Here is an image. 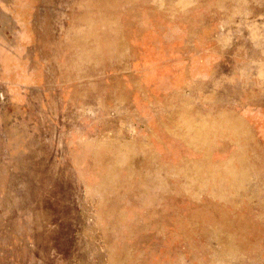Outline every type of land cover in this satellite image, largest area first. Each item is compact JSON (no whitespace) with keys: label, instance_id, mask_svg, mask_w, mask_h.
I'll return each instance as SVG.
<instances>
[{"label":"rangeland","instance_id":"1","mask_svg":"<svg viewBox=\"0 0 264 264\" xmlns=\"http://www.w3.org/2000/svg\"><path fill=\"white\" fill-rule=\"evenodd\" d=\"M18 1L0 0V64L13 42L47 78L22 100L0 84V264H264V111L139 78L143 14L192 0H47L37 38Z\"/></svg>","mask_w":264,"mask_h":264},{"label":"crops","instance_id":"2","mask_svg":"<svg viewBox=\"0 0 264 264\" xmlns=\"http://www.w3.org/2000/svg\"><path fill=\"white\" fill-rule=\"evenodd\" d=\"M46 2L18 1L29 5L30 32L36 38V27L41 20L45 25L51 22L53 29L56 25L55 11H41ZM14 15L20 16V9ZM167 19L165 22L163 12L143 14V45H147L143 48V68L139 72L143 89L153 93L156 99L198 95L209 101L207 107L229 111L241 120L251 114H263L264 0H192L186 10ZM51 35L56 37L54 33ZM62 36L65 37L59 34L60 46L64 42ZM149 36L156 38L149 40ZM146 37L148 42L144 40ZM11 45L12 48L8 46L5 50L9 62H12L11 69L0 78V84L6 86L11 78V88L19 92V97L11 98L22 100V83L46 80L47 73L43 70L42 76L38 74L45 65H39L37 58L21 59V49L18 46L13 48V42ZM147 52L151 53L150 61H147ZM7 64L1 63L0 69L8 68ZM22 67L24 75L20 71ZM28 67L30 70L26 72ZM15 83L19 85L15 87ZM45 92H48L47 88ZM51 94L49 91L45 97ZM21 95L29 96L26 93ZM253 98L260 99L261 103L253 104ZM246 122L253 125L249 120Z\"/></svg>","mask_w":264,"mask_h":264},{"label":"trees","instance_id":"3","mask_svg":"<svg viewBox=\"0 0 264 264\" xmlns=\"http://www.w3.org/2000/svg\"><path fill=\"white\" fill-rule=\"evenodd\" d=\"M64 36H65V35H64ZM55 49H56V47H53L52 51H54ZM52 51H51V52H52Z\"/></svg>","mask_w":264,"mask_h":264}]
</instances>
